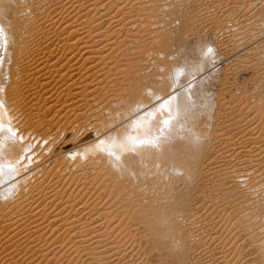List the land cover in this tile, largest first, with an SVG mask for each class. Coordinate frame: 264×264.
<instances>
[{
    "label": "bare ground",
    "instance_id": "bare-ground-1",
    "mask_svg": "<svg viewBox=\"0 0 264 264\" xmlns=\"http://www.w3.org/2000/svg\"><path fill=\"white\" fill-rule=\"evenodd\" d=\"M152 2L0 0V264H224L234 238L264 264V144L252 133L264 111L242 105L234 138L196 123L183 84L196 65L147 62L126 44L130 12ZM234 5L222 36L260 71L264 0ZM204 172L222 203L196 192Z\"/></svg>",
    "mask_w": 264,
    "mask_h": 264
},
{
    "label": "rangeland",
    "instance_id": "rangeland-1",
    "mask_svg": "<svg viewBox=\"0 0 264 264\" xmlns=\"http://www.w3.org/2000/svg\"><path fill=\"white\" fill-rule=\"evenodd\" d=\"M242 1H246L248 4L252 2V0H155V2L152 3H144L142 9L145 11H137L141 14H138L135 10H133V12L131 11V14L127 13V15L130 14L133 16L131 17L129 15V19L131 20V23L133 22L131 36L134 34L135 35L130 38L133 41H129L130 39L126 38V44L131 46L134 50L135 48H140L141 44H143V47L141 46L142 48H138V50L142 51L143 49V52L145 50V53L143 54H149L147 55V62H150L155 56L158 61L164 60L166 65L180 67L182 69L181 71H184V73L189 72L192 65H196V75L187 78L183 82L184 87L187 89L188 99L190 100L189 109L196 116L195 122L199 123L200 125H202L204 122H208L209 124H212L213 127L216 125L219 134L232 136L230 138H234L236 135H239L244 131V129L240 128V126L244 123L246 118L243 117L240 119L242 123L238 121V116H242V114H240V107H242V105L247 102L250 105L257 104V106L261 108L258 116H260L261 111H264V87H261L264 84H261L257 78L258 73L262 72L264 68H261V70L258 71L252 64L256 56L255 53H247L245 50H237L238 47H236V51L238 52L234 51L235 48L232 49L233 44L230 41L225 40V38L222 36V24H220V19L228 14L229 16L233 17H235L234 15L237 14V16L241 17L239 15V13H241L239 10L241 7L235 8L236 5H234V3L240 4ZM155 3H158V5ZM148 6L151 7L148 8ZM176 6L180 8L179 12L173 10V8H176ZM257 6L258 5L256 3L251 5V8H255ZM146 10L151 13L147 15L146 13L148 12H146ZM135 12L136 15H143L144 17H140L138 15L135 17ZM153 15L155 17H153ZM137 17H140V19ZM143 18H148L145 19L146 22L148 21V23L142 22L144 20ZM135 20L138 22L137 25L135 24ZM139 21L141 24L140 26L138 25ZM107 30L110 31L109 29ZM139 33H144L141 35L142 38L139 37L140 35L138 36L139 38L137 37ZM136 37L138 39H135ZM134 40H138V42L135 41V43ZM150 43L154 44L151 45ZM134 44L138 47H135ZM3 45L4 40L0 42V63L3 61ZM144 45L147 46L145 47ZM131 47L130 50H132ZM209 49H211V52H209ZM152 51H157L158 54L155 53L154 55ZM143 54L141 55L143 56ZM145 58L143 56V60L141 59L142 61L138 63L141 68L145 67V65L143 66V63H145ZM7 65L8 63L6 62L4 65L5 69L7 68ZM5 77L6 76L4 75V78ZM196 89L197 91L199 90L203 95L199 99L194 98L193 96V93L196 91ZM244 109H246V107ZM215 116L218 117L219 121L213 119ZM258 121L259 119L256 118L255 123L253 122V124H256ZM237 122L239 123L237 124ZM262 125L263 123L261 121L252 133L255 136L260 133V138L264 144V129L262 128ZM232 129L234 130L232 131ZM217 135L218 133L215 134V136ZM210 151V155L208 156L209 158H212L214 155H224L223 153L218 154L215 147H211ZM235 153L236 151L233 152L232 150L230 158H232L233 154ZM208 157L207 159H204V161L202 160V162L205 163L208 161ZM203 171H205V169H203ZM202 175L203 184L199 182L200 179H197L199 184L197 190L195 189L196 192H200L201 196L206 198L207 201L213 199L217 204L222 203L224 201L223 199L225 198V195L222 194V192L214 190L212 188L214 186H212L210 181L204 180V177H206L205 172ZM178 176L183 178L184 174H182L180 171ZM188 195L190 199L191 195L189 193ZM195 224V229L197 230L199 226H197L198 223ZM215 225L218 224L215 223ZM197 232H199V230H197ZM223 233L224 235L226 234L225 231H223ZM241 240L242 239H232V241H234V257L241 255L243 258L241 257L242 259L240 261L235 262V258L233 257L224 264H239L240 262L242 264L252 263L250 261L251 247L239 246ZM212 247L213 246L210 248ZM220 249L224 250L221 247L217 250ZM194 255L197 256V250L194 251ZM200 260L204 264L205 259L201 258ZM148 261L151 263L153 262L152 264H157V261H152L151 259ZM123 262H128L127 264H136V259L135 257L128 255Z\"/></svg>",
    "mask_w": 264,
    "mask_h": 264
},
{
    "label": "snow or ice",
    "instance_id": "snow-or-ice-1",
    "mask_svg": "<svg viewBox=\"0 0 264 264\" xmlns=\"http://www.w3.org/2000/svg\"><path fill=\"white\" fill-rule=\"evenodd\" d=\"M4 40V29L0 28V42ZM209 52H211V49H209Z\"/></svg>",
    "mask_w": 264,
    "mask_h": 264
}]
</instances>
